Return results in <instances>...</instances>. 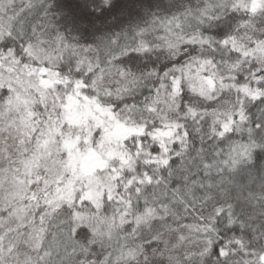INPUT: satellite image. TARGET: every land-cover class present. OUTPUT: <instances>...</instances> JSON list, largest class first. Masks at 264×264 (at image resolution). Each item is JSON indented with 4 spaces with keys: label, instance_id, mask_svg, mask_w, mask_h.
Masks as SVG:
<instances>
[{
    "label": "snow or ice",
    "instance_id": "obj_1",
    "mask_svg": "<svg viewBox=\"0 0 264 264\" xmlns=\"http://www.w3.org/2000/svg\"><path fill=\"white\" fill-rule=\"evenodd\" d=\"M0 264H264V0H0Z\"/></svg>",
    "mask_w": 264,
    "mask_h": 264
}]
</instances>
